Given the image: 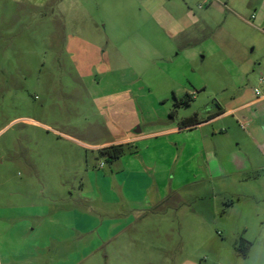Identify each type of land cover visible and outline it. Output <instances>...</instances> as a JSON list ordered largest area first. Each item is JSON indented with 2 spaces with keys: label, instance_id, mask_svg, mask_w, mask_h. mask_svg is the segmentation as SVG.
I'll return each mask as SVG.
<instances>
[{
  "label": "rangeland",
  "instance_id": "374dc122",
  "mask_svg": "<svg viewBox=\"0 0 264 264\" xmlns=\"http://www.w3.org/2000/svg\"><path fill=\"white\" fill-rule=\"evenodd\" d=\"M262 78L264 0H0V264H264Z\"/></svg>",
  "mask_w": 264,
  "mask_h": 264
},
{
  "label": "crops",
  "instance_id": "0c3cea01",
  "mask_svg": "<svg viewBox=\"0 0 264 264\" xmlns=\"http://www.w3.org/2000/svg\"><path fill=\"white\" fill-rule=\"evenodd\" d=\"M263 99H264V97L261 98V99L260 98H256V99H254L252 101H249L247 104H245V106L248 105V104H256V103L262 102ZM242 107H240V108H242ZM177 130H179V129L178 128L177 129H173L174 132L177 131ZM138 134H141V135H136V136L130 137L128 139H124L122 141L113 142V143H110V144L138 143L139 141L149 140V139H151L150 137H153V135H154V134L142 135V133H138ZM147 180H148V182L150 181L149 177H147ZM155 182L156 183H155L154 187H156L155 188L156 190H154L155 194H154V196L152 198L150 197V199H149L148 191H146L145 192L146 194L142 196V200H138V199H134L133 200L132 199V200H128L127 203H129V202L130 203H134V206H136V209L138 211H140V212H143L144 210L151 209L154 204H156L158 202H161L162 199H160V198H162V196H161V192H160L161 190H160V185H159L160 181H159V179L156 178ZM122 190H123V188H122ZM124 193H125V190H123V192H122L123 196H125ZM124 198L126 199V197H124ZM65 213H67V215H70L71 211H67Z\"/></svg>",
  "mask_w": 264,
  "mask_h": 264
},
{
  "label": "trees",
  "instance_id": "16d2710c",
  "mask_svg": "<svg viewBox=\"0 0 264 264\" xmlns=\"http://www.w3.org/2000/svg\"><path fill=\"white\" fill-rule=\"evenodd\" d=\"M220 114L221 111L217 115ZM199 123L200 122L197 121L196 118L188 119L182 123L181 128H191L198 125ZM128 150H129V144L111 145L109 147L103 148L101 150V154L102 156L106 157L109 161H116L120 159L123 155H125ZM244 254L247 255L248 251H245Z\"/></svg>",
  "mask_w": 264,
  "mask_h": 264
},
{
  "label": "built area",
  "instance_id": "2783aa9c",
  "mask_svg": "<svg viewBox=\"0 0 264 264\" xmlns=\"http://www.w3.org/2000/svg\"><path fill=\"white\" fill-rule=\"evenodd\" d=\"M252 19H255V16H252ZM261 81L264 83V78H262Z\"/></svg>",
  "mask_w": 264,
  "mask_h": 264
}]
</instances>
